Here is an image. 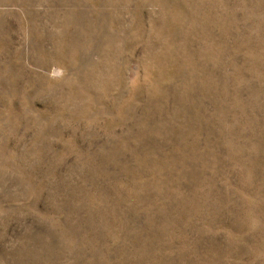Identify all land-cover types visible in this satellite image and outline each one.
<instances>
[{
  "label": "rangeland",
  "instance_id": "1",
  "mask_svg": "<svg viewBox=\"0 0 264 264\" xmlns=\"http://www.w3.org/2000/svg\"><path fill=\"white\" fill-rule=\"evenodd\" d=\"M0 264H264V0H0Z\"/></svg>",
  "mask_w": 264,
  "mask_h": 264
}]
</instances>
